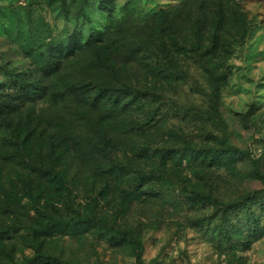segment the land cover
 I'll return each instance as SVG.
<instances>
[{
    "label": "rangeland",
    "instance_id": "rangeland-1",
    "mask_svg": "<svg viewBox=\"0 0 264 264\" xmlns=\"http://www.w3.org/2000/svg\"><path fill=\"white\" fill-rule=\"evenodd\" d=\"M161 11L177 15L180 35L201 52L223 19L221 42L232 47L213 53V84L191 61L183 66L198 84L156 76L148 60L126 61L118 42L84 50L112 30L113 41L126 34L132 46ZM102 82L167 99L95 109ZM72 87L84 102H55L54 91ZM0 102L25 158L8 162L0 152V264H23L36 251L64 264H135L133 241L142 243V264H264V194L236 215L220 212L263 188L264 0H0ZM185 190L219 206L191 204ZM50 219L61 223L48 227ZM227 231L231 249L217 244Z\"/></svg>",
    "mask_w": 264,
    "mask_h": 264
},
{
    "label": "trees",
    "instance_id": "trees-1",
    "mask_svg": "<svg viewBox=\"0 0 264 264\" xmlns=\"http://www.w3.org/2000/svg\"><path fill=\"white\" fill-rule=\"evenodd\" d=\"M234 1V0H230ZM148 19H153L150 31L147 35L142 37L137 43L131 45L125 44V37H121L120 40L116 39L113 41V30L110 38L108 40H104L103 42H99L94 45H90L85 47L84 50H89L96 46H99L103 43H116L120 45V49H116L115 53L125 51L127 54L126 61L132 60H140L146 61L148 60L150 71L156 75L163 77L167 80L173 82H182L188 83L192 82L194 84H198V80L190 74V72L186 69L187 66L184 65V61H191L193 64H197L204 69L207 77L205 78L206 82H211L213 84V71L209 68V64L212 60L213 53L217 50L225 52L230 49V44H225L221 42L223 40L222 37V29H223V19H219L216 22L215 33L210 35L212 40V47L201 52L200 45L193 43L189 45L185 38L180 34L177 23H175V19H177V15L172 12L161 11L159 13L153 14ZM202 20V19H201ZM200 19H196L193 34L195 36L201 37L203 34V21ZM236 25L233 27L235 36L237 38L242 37V33L245 32V26L242 19H237L235 21ZM177 26V27H176ZM151 32V33H150ZM120 36V35H119ZM115 38V37H114ZM112 40V41H111ZM221 42V43H220ZM190 47V48H189ZM58 64V63H57ZM54 65L50 70H48V74L53 75L57 74L60 70V65ZM57 66V67H56ZM214 87V85H213ZM45 92L49 91V87L44 89ZM55 92V93H54ZM54 100L55 102L64 101L67 97L73 96L76 100L84 102L86 100L85 93L78 89L77 87H72L69 91H54ZM167 97L162 93H158L157 91H153L150 89H138L137 87L130 86H121L114 87L108 83H100L96 86V95L93 98V101L90 104L95 109H98L102 104L113 101V105H109L112 110L123 108V110H130L133 108L138 102H150L158 105H163ZM5 103L0 102V129L4 128L5 131H12L11 136L5 135L4 132L3 138L0 139L1 146L0 152L4 155L5 160L8 162L11 161H19L22 162L25 160L20 155L19 149L22 146L19 140V128L18 126L13 125V121L11 118L12 112L9 111L8 107L4 105ZM7 108V109H6ZM260 181L262 182L263 188L261 191L255 192L251 195H248L245 198H242L239 202L233 205L221 207V211L224 219L227 216L236 215L238 211L241 210L242 207L246 206L245 204L249 202L251 199L259 196L261 193L264 194V176L258 174L257 175ZM187 202L191 204H208L211 206H219V203L216 199L210 197L209 195L201 194L196 191L185 190L184 197ZM9 204V203H8ZM89 222L92 224H101V221H94L89 219ZM61 222H56L54 219H50V224L48 227H56V225ZM69 224V223H68ZM233 233L230 231L226 232L225 238H218L217 244L218 246L226 245L228 249H231L233 246V240L231 236ZM122 237H128V235H122ZM135 246V264H142V253L143 246L141 242L133 241ZM23 264H64L59 258L45 256L41 254L39 251H36L35 256L29 260H26Z\"/></svg>",
    "mask_w": 264,
    "mask_h": 264
}]
</instances>
